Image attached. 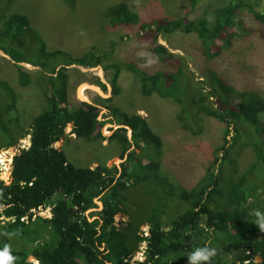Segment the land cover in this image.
<instances>
[{"label": "trees", "instance_id": "obj_1", "mask_svg": "<svg viewBox=\"0 0 264 264\" xmlns=\"http://www.w3.org/2000/svg\"><path fill=\"white\" fill-rule=\"evenodd\" d=\"M188 1L194 8L203 0ZM211 2V13L202 12L191 18L187 13L147 21L125 4L107 10L109 26H135L129 34L152 42L154 57L164 65L154 73L143 71L132 62L106 64L116 48L113 40L106 48L91 47L76 56L59 49L46 52L40 38L35 54L20 50L12 42L21 38L22 44L25 43L22 37L33 32L29 19L20 13L7 15L0 8V49L15 62L17 85L22 88L36 85L38 77L47 84L45 104L31 117L28 129L23 130L14 87L0 80V149L29 135V145L11 158L9 182L0 179V251L8 247L12 259L7 264H32L29 257L37 264H187V255L206 243L217 249L211 264H238L237 260L241 262L243 256L240 254L236 259L231 256L247 251L245 244L262 258L261 262L251 264H264V230L258 227L250 209L252 202L257 201L252 184L264 188L263 96L252 90H235L223 82L206 90V94L203 88L198 96L188 94L180 58L158 42L160 35L194 32L203 53L215 57L232 37V28L244 30L243 10L264 22V11L254 7L260 5V0ZM61 56H65L61 59L62 66L47 61ZM21 62L38 66L37 77ZM70 65H103L104 70H112L109 82L113 94L120 90L118 77L124 68L138 78L143 96L154 95L180 103L184 113L192 104L196 110L224 123L222 144L214 149L213 160L198 182L186 189L159 173L163 139L141 114L115 108L111 113L117 125L128 128L117 127L109 135H103L105 121L99 119L98 106L70 100L71 74L67 67ZM96 82L105 88L98 77ZM210 96L211 104L204 102ZM234 118L240 122H234ZM239 123L250 131L247 139L254 145L255 161L235 180L228 178L223 169L231 163L229 152L239 139L235 132ZM68 126L71 129L66 132ZM16 127L20 130L14 136L11 132L15 133ZM232 128L235 133L231 142L227 137ZM74 138L86 142L114 141L120 148V165L98 162L90 167L70 160L55 144ZM134 183L144 184L149 194L141 203L129 189ZM98 200L101 207L96 203ZM39 208L48 209L49 216L35 215ZM119 212L130 216L127 226L115 224ZM141 225L148 226L147 234L138 233ZM141 243H144L143 259L132 262L129 253L138 251ZM250 255L247 253L245 257Z\"/></svg>", "mask_w": 264, "mask_h": 264}, {"label": "rangeland", "instance_id": "obj_2", "mask_svg": "<svg viewBox=\"0 0 264 264\" xmlns=\"http://www.w3.org/2000/svg\"><path fill=\"white\" fill-rule=\"evenodd\" d=\"M211 1L203 0L192 8L188 0H71L70 3L64 0H0V8L7 15L20 13L29 19V27L33 32L27 34L25 38L22 37L25 43L22 44L21 38L20 41L12 42L20 50L25 49L35 54L39 48L40 38L44 42L46 52L59 49L65 54L76 56L91 47L106 48L113 40L116 41V48L112 59L106 64L132 62L139 69L154 73L163 69L164 65L154 57L152 42L141 39L133 33L129 34L128 32L134 30L135 26H109L107 10L116 4H125L132 12L147 21L159 16L177 18L187 13L188 18H191L202 12L211 13L213 9ZM260 2V5L254 7L256 10L264 11V0ZM241 18L244 30L232 28V37L227 44H223L220 53L215 57H208L203 53L201 42L194 32H178L158 37L159 43L180 58L183 66L182 80L188 94L198 96L201 88L206 94V90L214 89L212 86L216 87L223 82L235 90L255 91L264 99V22L256 20L248 10L241 12ZM63 57L65 58L61 56L58 60L51 58L47 61L62 66ZM14 64V60L0 49V80H5L14 87L17 94L16 108L19 123L21 129L27 130L31 117L45 104L44 91L47 89V84L38 77L36 85L19 87ZM21 65L35 78L39 74L38 66L25 62H21ZM102 66H67L71 74L70 100L87 101L98 106L99 119L105 121L102 128L105 136L118 126L111 113L115 108L146 117L152 130L163 139L159 173L176 185L186 189L193 187L211 164L214 149L222 144L225 124L203 111L196 110L192 104L184 113V106L180 103L154 95L143 96L139 91L138 78L124 68L118 77L120 90L118 94H113L109 82L112 70L106 71ZM96 77L105 88L97 84ZM81 88L83 96L79 92ZM109 97V100H105ZM211 99L210 96L204 102L211 104ZM261 121L264 122V113L261 114ZM234 122L238 123L240 120L234 118ZM70 129L71 127L68 126L66 132ZM19 130L20 127H16V132L11 133L15 136ZM235 132L239 135V139L235 142L233 150L229 152L231 163L224 165L223 172L228 178L234 177L236 180L255 161V152L254 145L247 139L250 135L249 129L239 123L235 127ZM235 132L232 128V133L227 137L231 142ZM28 142L29 136L26 135L17 140L13 146L0 149V152L9 150V154L0 156V179L4 183L8 172L7 169L2 172L1 165L7 162L8 168H11L10 159L23 148V145H28ZM55 145L62 148L70 160L85 166L94 167L98 162H105L108 166H118L122 161L119 157V145L107 139L86 142L74 138L68 143L60 140ZM252 187L257 201L252 202L250 209L254 212L256 210L264 212V188L257 183H253ZM129 189L139 203L149 197L144 184L141 186V183H134ZM96 203L99 207L102 206L99 200ZM34 213L49 216V210L44 208H39ZM128 222H130L129 215L123 212L115 215L117 226H127ZM138 233L147 234L148 226H139ZM245 236L248 238L247 235ZM245 247L247 251L234 252L231 257L236 259L241 254L243 259L241 262L238 259V264L261 262L262 258L258 252H253L249 244H245ZM143 248L144 243H141L138 251L129 253L132 262L143 259ZM247 253L251 255L245 257ZM29 261L37 264L32 257H29Z\"/></svg>", "mask_w": 264, "mask_h": 264}, {"label": "clouds", "instance_id": "obj_3", "mask_svg": "<svg viewBox=\"0 0 264 264\" xmlns=\"http://www.w3.org/2000/svg\"><path fill=\"white\" fill-rule=\"evenodd\" d=\"M23 149V148H22ZM256 224L261 230H264V212L256 210ZM217 255V249L209 246L206 243L204 246H198L187 255V264H211L213 257ZM12 257L9 255L8 247L5 246L3 251H0V264H7Z\"/></svg>", "mask_w": 264, "mask_h": 264}, {"label": "built area", "instance_id": "obj_4", "mask_svg": "<svg viewBox=\"0 0 264 264\" xmlns=\"http://www.w3.org/2000/svg\"><path fill=\"white\" fill-rule=\"evenodd\" d=\"M28 145H23V148H26ZM7 154H9V150H2L1 152H0V156H2V155H7ZM1 158V157H0ZM4 161V160H3ZM2 162V161H1ZM3 166V168H1L2 170V172H3V170H6L7 169V175H5L6 176V179H5V182L6 183H8L9 182V180H10V171H11V168L9 167L8 168V165H7V162H6V164L5 163H3L2 165H1V167ZM1 172V173H2Z\"/></svg>", "mask_w": 264, "mask_h": 264}, {"label": "bare ground", "instance_id": "obj_5", "mask_svg": "<svg viewBox=\"0 0 264 264\" xmlns=\"http://www.w3.org/2000/svg\"><path fill=\"white\" fill-rule=\"evenodd\" d=\"M79 92H80V95L81 96H83V94H82V88L79 90ZM29 136V135H28ZM28 145H29V142H28ZM10 161H11V159H10ZM8 165V164H7Z\"/></svg>", "mask_w": 264, "mask_h": 264}, {"label": "water", "instance_id": "obj_6", "mask_svg": "<svg viewBox=\"0 0 264 264\" xmlns=\"http://www.w3.org/2000/svg\"><path fill=\"white\" fill-rule=\"evenodd\" d=\"M117 127H125V128H128L127 126H125V125H118ZM116 127V128H117Z\"/></svg>", "mask_w": 264, "mask_h": 264}]
</instances>
